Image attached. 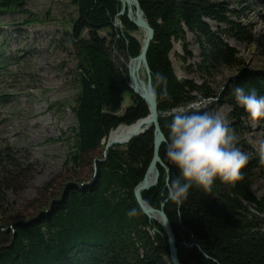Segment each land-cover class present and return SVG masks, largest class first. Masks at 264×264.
<instances>
[{
    "label": "trees",
    "instance_id": "1",
    "mask_svg": "<svg viewBox=\"0 0 264 264\" xmlns=\"http://www.w3.org/2000/svg\"><path fill=\"white\" fill-rule=\"evenodd\" d=\"M19 1L0 0V15L14 11ZM70 1L78 12L70 38L78 59L80 93L73 109L77 153L73 158L79 162L80 156L99 150L114 130L132 126L150 112L130 90L126 66L118 67L112 57V51H117L134 58L142 48L132 35L138 27L127 13L119 15L120 0ZM138 1L155 30L148 63L160 127L167 141L160 155L170 168L167 174L158 166L159 182L142 193L143 199L156 209L165 204L181 264H264V198L258 199L250 190L260 168L251 158L243 169V179L234 186L219 179L210 192L193 186L182 205L167 197L169 184L178 176V169L168 159L170 124L175 115L169 113L196 102L197 93H201V101H217L190 111L215 112L218 107L230 106L228 125L238 137L237 147L253 155L242 138L248 115L236 102L234 87L241 86L246 92L255 88L264 96V71L245 68L238 51L224 38L228 35L252 43V31L239 21L238 11L231 9L233 1L243 0ZM208 21L216 22L217 29ZM118 22L123 28L116 26ZM188 32L196 36L200 47L197 72L210 75L224 66H242V75L229 81L221 94L177 76L171 53L175 42L186 41ZM127 99L130 103L124 107ZM154 141L151 128L125 145L113 146L107 158L100 159L104 162H96L94 183L83 188L68 185L49 212L14 223L13 231L0 226V264H172L164 228L142 211L135 197V189L152 162Z\"/></svg>",
    "mask_w": 264,
    "mask_h": 264
},
{
    "label": "rangeland",
    "instance_id": "2",
    "mask_svg": "<svg viewBox=\"0 0 264 264\" xmlns=\"http://www.w3.org/2000/svg\"><path fill=\"white\" fill-rule=\"evenodd\" d=\"M231 9L238 11L239 21L252 31L253 40L248 44L228 35L225 40L238 51L245 68L264 71V1H233ZM0 16V226L13 231L14 223L28 222L49 212L68 185L91 184L96 161L103 159L105 141L99 150L80 156L79 162L74 160L77 121L73 109L80 87L77 49L70 34L77 8L70 0H20L14 11ZM208 22L217 29L216 22ZM132 35L143 42L142 32ZM198 46L196 36L190 32L184 43H174L171 60L175 72L179 78L205 84L221 94L229 81L242 75L243 68L224 66L210 75L199 73ZM112 57L120 68L131 58L117 51H112ZM200 94H195L198 100L188 105L205 108L217 101H201ZM129 103L127 99L124 107ZM216 111L231 123L230 106ZM34 122L47 127L38 139L31 137L36 136L30 127ZM244 128L242 138L253 150L251 160L260 166L250 190L262 199L264 165L259 163L258 150L264 143V121L253 128L246 116ZM35 158L37 162L33 163Z\"/></svg>",
    "mask_w": 264,
    "mask_h": 264
},
{
    "label": "clouds",
    "instance_id": "3",
    "mask_svg": "<svg viewBox=\"0 0 264 264\" xmlns=\"http://www.w3.org/2000/svg\"><path fill=\"white\" fill-rule=\"evenodd\" d=\"M234 95L253 128L264 121V96L255 88L246 92L237 85ZM237 143L238 137L219 111H178L170 124L168 148V159L178 169V176L168 186V199L182 205L193 186L210 192L217 179L233 186L242 180L251 156ZM258 152L259 163L264 165V143Z\"/></svg>",
    "mask_w": 264,
    "mask_h": 264
},
{
    "label": "water",
    "instance_id": "4",
    "mask_svg": "<svg viewBox=\"0 0 264 264\" xmlns=\"http://www.w3.org/2000/svg\"><path fill=\"white\" fill-rule=\"evenodd\" d=\"M122 2V9L119 15H125L126 8H128L127 16L131 23L136 25L139 30L144 31L145 37L142 42L141 52L137 57L130 58V62L134 63V66L126 65L129 75V88L130 90L139 96L148 106L149 115L147 118L139 120L136 124V131L132 134L124 143L119 142H109L104 150V160L107 158L108 151L115 145H125L129 143L134 137L143 134L147 130L153 128L155 141H154V153L151 164L149 165L146 175L142 182L135 189V197L136 200L141 207L142 211L152 220L158 222L165 230L168 236V242L171 253L172 264H181L178 256V247L176 242V236L173 230V227L169 221L168 216L165 213V204L162 205L161 209H156L149 204H147L142 196L143 192L150 191L155 188L159 182L160 172L158 166L163 167L166 170V173H170V168L166 166L161 158V149L164 144L167 143L166 137L163 134L160 127V116L158 112V99L157 94L154 91L153 80L151 69L148 63V53L150 50V46L155 38V30L151 27L149 21L146 18L144 11L141 8L140 2L138 0H120ZM135 12L133 13V9ZM134 14L136 18L134 17ZM119 26V24H116ZM144 69L146 72V80L139 79V72ZM104 160H97L96 162H104ZM152 169L157 170L156 178L152 183L147 181V174L152 171ZM97 176V172L95 169V178ZM169 178H167V181ZM95 182V179L92 183ZM91 183V184H92ZM89 184V185H91ZM85 186V185H84ZM82 186L81 188H83ZM153 215L158 217L155 218Z\"/></svg>",
    "mask_w": 264,
    "mask_h": 264
},
{
    "label": "bare ground",
    "instance_id": "5",
    "mask_svg": "<svg viewBox=\"0 0 264 264\" xmlns=\"http://www.w3.org/2000/svg\"><path fill=\"white\" fill-rule=\"evenodd\" d=\"M121 2V1H120ZM122 3V2H121ZM128 8H126V13L128 12V10H127ZM132 9H133V13L135 12V9L132 7ZM134 17L136 18V16H135V14H134ZM140 32H142L143 33V36L145 37V33H144V31H141V30H139ZM144 37H143V39H144ZM127 65H131V66H134V63H131L130 62V59H129V61H128V63H127ZM143 72L145 73V75H146V72H145V70L144 69H142L139 73V79L140 80H143V81H145L146 79L145 78H143ZM194 106H197V107H199L200 105H196V104H193ZM192 108H194V107H192ZM31 127V129H34V131H33V134H35L36 136L35 137H33V136H31L32 138H35V139H38V138H40L42 135H41V132H44V131H47V127L45 126V125H43V124H41V123H39V122H34V123H32V125L30 126ZM135 131H136V125H132V126H121V127H119L118 129H116V130H114L111 134H110V137H109V139L108 140H106L105 141V147L107 146V144L109 143V142H119V143H124L132 134H134L135 133ZM37 162V160H36V158L33 160V163H36ZM156 173H157V170H155V169H152V171L151 172H149L148 174H147V181L149 182V183H152L154 180H155V178H156ZM155 218H157L158 219V217L156 216V215H153Z\"/></svg>",
    "mask_w": 264,
    "mask_h": 264
},
{
    "label": "built area",
    "instance_id": "6",
    "mask_svg": "<svg viewBox=\"0 0 264 264\" xmlns=\"http://www.w3.org/2000/svg\"><path fill=\"white\" fill-rule=\"evenodd\" d=\"M191 107H193V105L192 106L188 105L186 107H181V108L175 109L172 112H170L169 115L176 114L178 111L185 110V109H187V110H197V109L199 110V109H201L200 107H194V108H191Z\"/></svg>",
    "mask_w": 264,
    "mask_h": 264
}]
</instances>
